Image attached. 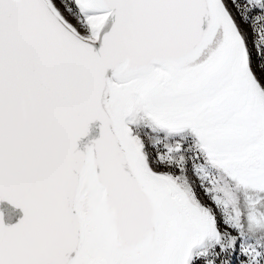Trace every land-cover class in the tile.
<instances>
[{"label": "snow or ice", "instance_id": "6c2138e0", "mask_svg": "<svg viewBox=\"0 0 264 264\" xmlns=\"http://www.w3.org/2000/svg\"><path fill=\"white\" fill-rule=\"evenodd\" d=\"M0 264H264V0H0Z\"/></svg>", "mask_w": 264, "mask_h": 264}]
</instances>
